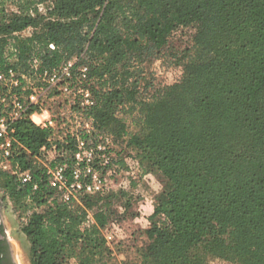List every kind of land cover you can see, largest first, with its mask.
Masks as SVG:
<instances>
[{"label":"trees","instance_id":"trees-1","mask_svg":"<svg viewBox=\"0 0 264 264\" xmlns=\"http://www.w3.org/2000/svg\"><path fill=\"white\" fill-rule=\"evenodd\" d=\"M190 24L193 53L178 58L175 80L139 102L133 126L117 110L134 90L113 84L97 91V128L81 138L88 145L98 133L122 138L131 152L106 168L139 165L161 179L141 260L128 264H204L206 254L264 264V0H0V63L23 71L36 59L51 71L84 55L91 74L115 79ZM36 109L12 123L14 169L0 168L5 197L31 211L22 227L30 263L109 264L103 231L116 202L136 208L132 194L103 188L81 193V204L65 200L35 156L54 148L50 168L66 165L71 184L78 139H56L51 126L28 117ZM16 168L31 180L22 182Z\"/></svg>","mask_w":264,"mask_h":264},{"label":"rangeland","instance_id":"rangeland-1","mask_svg":"<svg viewBox=\"0 0 264 264\" xmlns=\"http://www.w3.org/2000/svg\"><path fill=\"white\" fill-rule=\"evenodd\" d=\"M196 30V24L178 26L171 33L164 47L153 51L143 59L130 62L128 68L115 79H107L106 76L101 78L97 74H91L90 66L85 63L84 55L75 56L56 67L58 76L54 80L50 79V76L45 79H38L39 72L37 71L40 64L33 62L28 70H23L30 76L29 80L24 82L23 96L27 99L30 92H34V90L40 94L39 112L43 115L39 118L35 116V119L44 122L41 124L43 127L51 126L54 129L52 135L56 139L72 136L78 140H83L81 138L83 135L91 134L97 128L95 118L91 114V107L96 103L97 91L109 88L113 84L124 86L134 90V100L130 103L127 101L121 104L117 110V115L132 127L131 112L133 115L137 113L140 107L139 102L152 98L167 82L175 80L181 74L178 58L183 57L186 60L193 53V37ZM69 63L72 66L67 70L65 67ZM93 140L96 141L99 150L95 154L99 159L97 164L102 166L99 169L95 168V184L115 192L124 188L132 194L131 201L136 204V208L131 211L125 210L126 198L113 205L116 215L113 216L112 225L103 231L107 238V244L113 252L109 264L139 262L141 260L140 247L145 242L143 230L150 224L149 214L153 209L154 197L157 196L162 186L161 179L153 172L143 173L139 165L130 167L131 164H127L129 167L121 168L115 164L106 168L108 165L105 163L107 158L115 157L119 152L125 155L131 152V149L126 146V142L122 138L115 140L108 134L92 135L91 141ZM91 141L87 147L94 148ZM53 150L54 148H41L40 158L35 156L37 163L52 169L50 168V161L55 156ZM82 150L85 154L90 152L85 147ZM77 164L75 163V166ZM15 170L18 175L17 168ZM132 180L135 181L134 186H131ZM59 191L63 196V192ZM84 192V190H75L72 199H75L76 203H80V194ZM0 199L4 200L7 234L12 241L16 255L21 264H31L27 254L29 241L22 231L31 211H23L13 204L12 200L5 197V192L2 189H0ZM91 214L92 211L90 210L89 215L91 216ZM85 224L88 222L86 221ZM204 258V264H238L210 254H206ZM71 264H77V262L73 259Z\"/></svg>","mask_w":264,"mask_h":264},{"label":"built area","instance_id":"built-area-1","mask_svg":"<svg viewBox=\"0 0 264 264\" xmlns=\"http://www.w3.org/2000/svg\"><path fill=\"white\" fill-rule=\"evenodd\" d=\"M40 9L43 10V7L40 6ZM51 46L54 47L53 45ZM35 62L38 61L35 59ZM70 66H72L71 63L67 64L65 68L68 70ZM37 72H39L38 79H45L50 76V79L54 80L58 76L55 68L51 71L38 69ZM29 77L27 72L20 71L11 65L0 63V168L5 170L12 171L14 169L10 162L14 140L11 135V132H13L12 123L15 120L26 117L28 109L33 104H36L38 109L30 113L28 117L37 125L44 123L35 119V116L39 118V116L43 115L39 112L40 94L34 90V92H30L27 99L23 96L24 82L28 81ZM49 122L51 123V121ZM87 145L85 140H78V151L75 153L76 163L78 164L74 166V181L71 184H67L66 165L59 164L48 171L51 177V185L63 192L65 200H71L74 197L75 190H84L86 193L93 194L103 189L95 184L94 171L96 170L92 166L95 154L99 151L98 146L89 148ZM83 147L90 150V152L85 154L82 150ZM82 161L85 162L83 169L79 167V163ZM110 161L111 158H107L105 163L110 164ZM18 174L22 182L31 180V174L28 171L18 172ZM88 176H90L89 181L83 180V178Z\"/></svg>","mask_w":264,"mask_h":264},{"label":"flooded vegetation","instance_id":"flooded-vegetation-1","mask_svg":"<svg viewBox=\"0 0 264 264\" xmlns=\"http://www.w3.org/2000/svg\"><path fill=\"white\" fill-rule=\"evenodd\" d=\"M4 209V200L0 199V264H21L12 241L7 234Z\"/></svg>","mask_w":264,"mask_h":264},{"label":"crops","instance_id":"crops-1","mask_svg":"<svg viewBox=\"0 0 264 264\" xmlns=\"http://www.w3.org/2000/svg\"><path fill=\"white\" fill-rule=\"evenodd\" d=\"M152 212H151V214L153 213V211H154V203H153V209L151 210ZM151 214H149V215H151ZM144 219H146L147 220V218H145V217H143ZM147 239V237H146V235H145V240Z\"/></svg>","mask_w":264,"mask_h":264}]
</instances>
